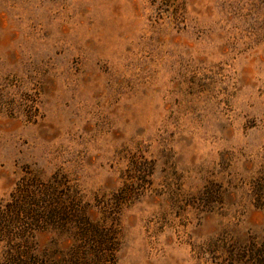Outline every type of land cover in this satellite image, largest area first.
<instances>
[{
	"label": "rangeland",
	"instance_id": "1",
	"mask_svg": "<svg viewBox=\"0 0 264 264\" xmlns=\"http://www.w3.org/2000/svg\"><path fill=\"white\" fill-rule=\"evenodd\" d=\"M26 170L67 174L95 217L131 193L118 264H243L264 247V0H0V202Z\"/></svg>",
	"mask_w": 264,
	"mask_h": 264
},
{
	"label": "trees",
	"instance_id": "2",
	"mask_svg": "<svg viewBox=\"0 0 264 264\" xmlns=\"http://www.w3.org/2000/svg\"><path fill=\"white\" fill-rule=\"evenodd\" d=\"M151 168L150 162H136L135 176L150 175ZM126 193V188L118 192L95 217L67 174L56 171L42 179L26 170L0 202V264H118L123 234L119 211L111 206L126 202ZM39 233L50 235L49 240L42 244ZM241 260L264 264V247L245 251Z\"/></svg>",
	"mask_w": 264,
	"mask_h": 264
}]
</instances>
